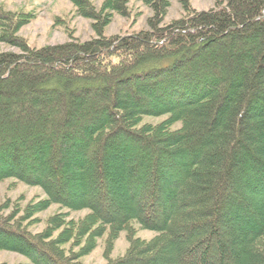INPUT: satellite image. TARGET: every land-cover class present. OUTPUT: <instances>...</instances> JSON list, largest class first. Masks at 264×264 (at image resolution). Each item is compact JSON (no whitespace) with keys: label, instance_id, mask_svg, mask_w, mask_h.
<instances>
[{"label":"trees","instance_id":"1","mask_svg":"<svg viewBox=\"0 0 264 264\" xmlns=\"http://www.w3.org/2000/svg\"><path fill=\"white\" fill-rule=\"evenodd\" d=\"M3 1L0 43L19 53H0V182L44 198L0 206V250L82 264L125 232L105 264H264V0H180L185 16L164 25L171 0H139L147 29L110 37L128 0H68L94 37L39 49L18 36L29 15ZM52 205L67 212L29 231Z\"/></svg>","mask_w":264,"mask_h":264},{"label":"rangeland","instance_id":"2","mask_svg":"<svg viewBox=\"0 0 264 264\" xmlns=\"http://www.w3.org/2000/svg\"><path fill=\"white\" fill-rule=\"evenodd\" d=\"M102 1L91 0V3L98 8ZM216 1L223 0H189L188 5L192 10L199 12L213 8ZM2 4L9 11L29 15L28 23L19 30L18 36L32 48L55 46L72 39L84 42L95 35L91 27L92 22L76 16L75 10L68 0H4ZM127 6L128 16L122 17L114 14L111 23L103 31L105 36H125L147 29L146 21L152 15L151 10L139 0H128ZM184 16L185 12L181 7L180 0H171L163 25ZM2 52L19 53V50L0 43V53ZM163 119L145 118L143 122L158 123ZM94 193L96 192L92 191L90 196L100 200L97 193L96 195ZM43 198L44 194L39 187L27 186L12 179L0 182V206H7V209L1 212L3 215L10 213L13 207L18 206L23 209L28 202H35L37 199ZM101 202L100 200L99 203ZM100 205L104 207V204ZM110 208H112L113 216L120 217L121 213L113 204H110ZM61 212L65 213L67 210L52 205L35 214L31 223H27L28 230L32 233L41 232L45 228L47 219ZM87 213V211L70 212L68 218L76 221L82 219ZM134 229V236L140 239L149 240L155 235L153 232L142 231L137 226ZM107 234L106 232L94 241L93 249L80 258L82 264H105L107 258L115 259L124 255L128 248L126 233H120L112 244L107 241ZM74 249L77 250L79 247ZM0 264H28V260L18 254L0 250Z\"/></svg>","mask_w":264,"mask_h":264}]
</instances>
